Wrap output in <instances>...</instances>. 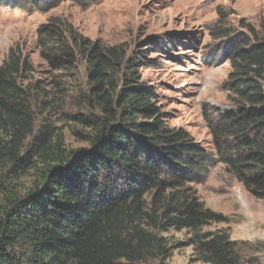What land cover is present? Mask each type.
I'll return each instance as SVG.
<instances>
[{
    "label": "trees",
    "instance_id": "16d2710c",
    "mask_svg": "<svg viewBox=\"0 0 264 264\" xmlns=\"http://www.w3.org/2000/svg\"><path fill=\"white\" fill-rule=\"evenodd\" d=\"M59 23L39 30L48 58L60 67L75 60L69 34L88 63L87 101L97 115H64L92 133L88 148H66L46 116L38 124L29 93L16 83L18 61L12 55L0 66V264L165 261L171 249L160 232L172 228L191 231L189 243L205 263L246 264L229 234L202 231L227 218L205 207L189 184L205 177H196L205 165L224 162L264 199V42L230 44L237 108L208 118L213 157L186 129L166 123L141 81L144 48L129 56L123 46L105 47ZM51 111L52 104L43 108Z\"/></svg>",
    "mask_w": 264,
    "mask_h": 264
},
{
    "label": "rangeland",
    "instance_id": "374dc122",
    "mask_svg": "<svg viewBox=\"0 0 264 264\" xmlns=\"http://www.w3.org/2000/svg\"><path fill=\"white\" fill-rule=\"evenodd\" d=\"M52 22L105 47L123 46L129 56H140L144 48L148 63L140 67L141 81L154 92L166 123L186 129L216 157L208 118L237 108L227 53L242 37L264 42V0H0V66L13 55L20 68L16 83L29 93L38 124L46 116L66 148L80 149L88 148L92 133L64 115H97L87 101L88 63L69 34L65 45L75 60L60 67L48 58L51 50L39 30ZM171 39L174 48L161 49ZM196 177L201 181L189 184L196 196L227 218L202 231L229 234L246 264H264V199L224 162L205 165ZM160 236L170 257L140 264H208L190 245V230L172 228Z\"/></svg>",
    "mask_w": 264,
    "mask_h": 264
}]
</instances>
